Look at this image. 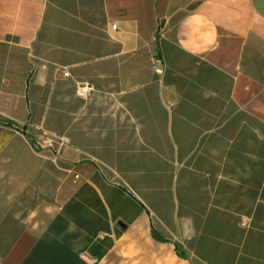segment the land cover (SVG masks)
I'll return each mask as SVG.
<instances>
[{"label": "crops", "instance_id": "1", "mask_svg": "<svg viewBox=\"0 0 264 264\" xmlns=\"http://www.w3.org/2000/svg\"><path fill=\"white\" fill-rule=\"evenodd\" d=\"M0 264H264V0H0Z\"/></svg>", "mask_w": 264, "mask_h": 264}, {"label": "built area", "instance_id": "2", "mask_svg": "<svg viewBox=\"0 0 264 264\" xmlns=\"http://www.w3.org/2000/svg\"><path fill=\"white\" fill-rule=\"evenodd\" d=\"M77 93L82 97H88L90 95V87L87 84L80 85Z\"/></svg>", "mask_w": 264, "mask_h": 264}]
</instances>
